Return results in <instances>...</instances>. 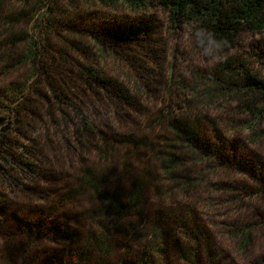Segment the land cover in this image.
<instances>
[{"label": "trees", "instance_id": "16d2710c", "mask_svg": "<svg viewBox=\"0 0 264 264\" xmlns=\"http://www.w3.org/2000/svg\"><path fill=\"white\" fill-rule=\"evenodd\" d=\"M95 1L161 9L224 48L264 34V0ZM133 24L77 29L61 48L30 39L13 59L30 75L0 92V264H264V161L252 149H264V54L259 74L224 63L191 89L154 91L151 38ZM219 101L242 118L220 124Z\"/></svg>", "mask_w": 264, "mask_h": 264}, {"label": "rangeland", "instance_id": "374dc122", "mask_svg": "<svg viewBox=\"0 0 264 264\" xmlns=\"http://www.w3.org/2000/svg\"><path fill=\"white\" fill-rule=\"evenodd\" d=\"M29 10L32 11L33 17L19 16L16 20L15 16L19 12L26 14ZM5 14H13L14 21L8 27H4L0 22V92L10 83L24 82L30 75L27 67L14 68L13 64L20 53L25 51L24 44L28 40L32 39L35 43L44 41L53 48H61V42L72 39V32L77 29L91 26L98 29L109 26L128 28L130 24L136 25L139 19L145 22L146 32L151 38L147 56L151 62L150 82L154 91L157 84L164 82H171L181 90L191 89L205 82V79L212 78L224 63L235 64L237 71L244 69L251 74H259L262 69L260 55L264 54V34L242 31L232 48L221 49L219 54L223 59L212 61L210 57L202 56L195 45V33L198 31L196 27H171L166 13L161 9H151L140 15L122 6L108 8L95 0H30L19 5H1L0 16ZM11 35L21 41L12 44L9 42ZM124 48L131 50L129 54L133 58L143 59V54H138L135 48ZM8 58L11 59L5 62ZM238 65H243L242 69ZM2 101L0 100V114L4 115L7 103ZM218 104L220 101L216 106ZM209 113L214 119L218 118L220 124L239 121L242 118L235 103L213 107V111ZM252 149L255 156L264 161V149L259 148L257 144L252 145ZM259 238L254 254L264 256V234ZM241 254L239 258H243Z\"/></svg>", "mask_w": 264, "mask_h": 264}, {"label": "clouds", "instance_id": "9594fccd", "mask_svg": "<svg viewBox=\"0 0 264 264\" xmlns=\"http://www.w3.org/2000/svg\"><path fill=\"white\" fill-rule=\"evenodd\" d=\"M195 45L199 48L202 56L210 57L212 61L223 59V56L219 53L224 47L225 42L218 40L210 31H197L195 33Z\"/></svg>", "mask_w": 264, "mask_h": 264}]
</instances>
